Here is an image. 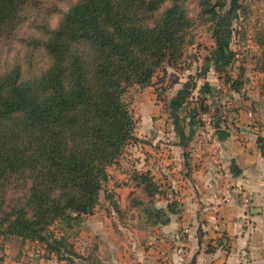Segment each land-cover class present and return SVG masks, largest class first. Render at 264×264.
I'll list each match as a JSON object with an SVG mask.
<instances>
[{"label": "trees", "instance_id": "trees-1", "mask_svg": "<svg viewBox=\"0 0 264 264\" xmlns=\"http://www.w3.org/2000/svg\"><path fill=\"white\" fill-rule=\"evenodd\" d=\"M38 1L0 0V44L18 39ZM247 2L76 0L55 26H38L24 41L29 52L0 71V238L43 245L69 264L87 259L74 242L82 220L100 208L125 215L108 185L109 169L139 141L130 89L155 85L160 97L167 67L190 69L197 59L191 48L205 33L216 42L223 83L234 91L250 85L243 95L264 114V19L252 21L251 59L226 40L227 20L249 12ZM37 51L49 60L38 71ZM249 72L260 78L255 85ZM158 194L166 207H156ZM144 196L131 192L130 206L140 207L148 225L168 224L181 211L152 180Z\"/></svg>", "mask_w": 264, "mask_h": 264}, {"label": "crops", "instance_id": "crops-1", "mask_svg": "<svg viewBox=\"0 0 264 264\" xmlns=\"http://www.w3.org/2000/svg\"><path fill=\"white\" fill-rule=\"evenodd\" d=\"M204 44L192 48L197 59L190 69L167 67V89L160 97L155 85L140 88L137 107L133 105L141 119L139 141L131 145L136 147L130 150L133 155H125L134 156L136 164L115 173L114 180L116 165L109 169L108 187L124 216L131 208L130 193L140 195L147 188L133 180L143 172L172 192L180 213L172 214L168 224L148 225L138 211L137 221L132 215L130 223L119 224L113 211L98 209L84 218L90 228L77 239H83L85 250H77L87 259H76L79 264H264V114L253 112L243 95L250 93V85L234 91L223 83V62L212 53L216 42L212 38ZM251 77L252 85L259 82V76ZM201 102L209 109L225 108L227 116L216 120L213 138L198 146ZM242 189L249 194L248 204L241 199ZM167 204L158 194L156 207ZM93 240L90 251L86 246Z\"/></svg>", "mask_w": 264, "mask_h": 264}, {"label": "rangeland", "instance_id": "rangeland-1", "mask_svg": "<svg viewBox=\"0 0 264 264\" xmlns=\"http://www.w3.org/2000/svg\"><path fill=\"white\" fill-rule=\"evenodd\" d=\"M76 0H62L60 2H55L54 0H39L36 3V8L32 12V16L30 19H28L24 25L20 28V32L18 35V39L14 40L10 44H0V71H2L10 62H12L14 59H19L20 56H22L25 52H29L27 46L24 44V41L32 36L33 34H36L38 32V26H40L43 22L49 21L51 26H55L58 18L60 16L61 11L67 10ZM247 9L250 11L246 14H243L240 19L236 18H229L227 20V29H226V40L228 41V49L232 48L233 50H238L242 56H245L248 59L252 58V53L249 51L252 50V48H255V46L252 44V21H256L258 17H262L264 19V6L261 4V0H248L247 2ZM252 9H254V13L252 14ZM247 19V21H246ZM243 23V24H242ZM245 29V34L242 35V30ZM240 30L239 37L237 36V31ZM230 36V37H229ZM237 39H241V44L235 43ZM212 38L209 33H205L202 38L199 40V43L203 46L204 43H211ZM197 47V45H194L192 48ZM191 48V52L195 53ZM208 48V47H207ZM202 49V48H201ZM204 49V48H203ZM208 50H204V52H207ZM37 54H39L37 61L35 62V66L37 71L40 70L42 67H46L49 63V60L47 57L41 52L37 51ZM250 62V61H249ZM250 68V67H248ZM250 73V77L252 76V72ZM252 78V77H251ZM139 90L140 88L138 86L133 87L130 89V99L132 101V105L137 107V97L139 96ZM166 91V90H165ZM165 93V92H164ZM135 115L140 121V115L137 113V110L134 109ZM139 125V122H138ZM138 127V126H137ZM146 148L150 149V146H147ZM130 150H136V147H129L128 153L133 155L134 151ZM149 153V152H148ZM122 160V159H121ZM119 161L116 164L115 169L113 168V177L112 180L115 178V173L121 172L122 170H129L135 165L134 156L133 157H124L123 162ZM146 173V172H143ZM143 174L136 173L133 177V180L140 182V184L145 185L144 190L141 191V197L144 198V192L148 189V187L151 184V178L150 175L142 176ZM103 209V208H102ZM140 210V207H131L130 211L126 214V216H122L120 218L118 214L114 211L113 215L118 217L117 222L119 224H123L125 222H131L129 219H132L131 216H134V219L136 220L137 213ZM103 211H106V209H103ZM110 211V212H111ZM109 212V213H110ZM107 213V211L105 212ZM138 220V219H137ZM136 220V221H137ZM89 220H82L81 230H80V236L81 232L83 234H88V228L90 226L88 225ZM114 222V220L112 219ZM135 221V222H136ZM115 223V222H114ZM122 238V241L128 244L123 236V234L120 236ZM86 240V238H84ZM130 240V238H128ZM76 247L81 246V250H85L82 247H85V244L82 243L83 239H74ZM78 242V243H77ZM123 244V247L124 245ZM95 241H91L88 243L86 248L90 251L94 250ZM131 247V244H130ZM43 249V250H42ZM86 250V254L87 251ZM52 257H56L49 255L44 246L37 245L35 243H24L17 238L10 236L7 239L0 238V264H56L55 261H50ZM48 260V261H47ZM63 261L64 263H61ZM57 261V264H69L65 260ZM89 264V263H87ZM102 264V263H99Z\"/></svg>", "mask_w": 264, "mask_h": 264}, {"label": "built area", "instance_id": "built-area-1", "mask_svg": "<svg viewBox=\"0 0 264 264\" xmlns=\"http://www.w3.org/2000/svg\"><path fill=\"white\" fill-rule=\"evenodd\" d=\"M227 111L225 108H219L218 111L215 109H208L199 113L198 118L201 124V128L198 132L197 145L202 146L209 142L216 131V120L226 119ZM241 199L244 204L249 203V194L246 190L242 189L239 191Z\"/></svg>", "mask_w": 264, "mask_h": 264}]
</instances>
